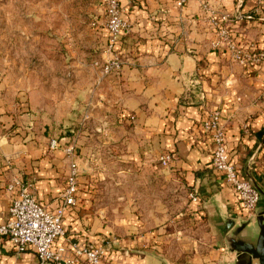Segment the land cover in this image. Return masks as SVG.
I'll return each instance as SVG.
<instances>
[{"label": "crops", "instance_id": "obj_1", "mask_svg": "<svg viewBox=\"0 0 264 264\" xmlns=\"http://www.w3.org/2000/svg\"><path fill=\"white\" fill-rule=\"evenodd\" d=\"M119 1L131 28L116 45L125 61L123 70L118 76L102 78L97 67L81 69L79 79L61 102L64 110L61 107L54 114L55 108L45 100L36 115L22 113L18 99L26 103L30 97L31 101L35 91L25 86L18 94L16 82H8L7 75L0 73V222L8 214L10 192L6 184L14 177L31 180L37 199L51 209L57 206L67 176L66 160L61 149H49L52 135L35 130L38 118L41 116L50 130L57 123H67L73 107L83 112L93 89L91 120L98 138L106 134L110 141L124 133L126 123L133 124L143 137L158 143V158L165 152L175 154V170L184 176L189 190L197 192L199 201L191 203L197 210L185 226L194 230V235L183 236L185 251L208 255L199 256L201 264L230 260L233 255L227 254L216 238V225L222 221L215 224L212 218L245 216L224 178L212 167L213 142L201 122L211 111L219 112L231 160L241 175L246 159L257 150L251 170L264 187V62L239 66L212 48L214 34L203 19L198 0H187L183 7H178L176 0ZM241 2L233 34L264 48V0H218L217 6L235 16ZM91 25L100 43L94 55L102 60L108 57L106 31L98 20ZM81 200L88 202L84 194ZM85 207H74L63 216L67 247L72 242L94 247L111 240L104 264L145 261L123 255L121 252L131 249L135 241L115 237L110 227L104 228ZM0 264L39 262L33 249L17 254L12 242L0 236Z\"/></svg>", "mask_w": 264, "mask_h": 264}, {"label": "rangeland", "instance_id": "obj_2", "mask_svg": "<svg viewBox=\"0 0 264 264\" xmlns=\"http://www.w3.org/2000/svg\"><path fill=\"white\" fill-rule=\"evenodd\" d=\"M103 12L102 0H0V73L7 75L8 82H16L18 94L25 86L35 91L26 103L17 98L22 113L36 115L46 100L57 114L64 96L79 79V71L97 67L93 62L98 59L94 54L100 43L91 22H101ZM93 91L83 112L72 108L67 123H57L50 130L39 116L35 128L52 135V139L64 138L58 149L64 153L66 173L71 157L64 148L75 146L74 159H78L81 171L79 200L74 207L81 210L86 206L85 210L96 215L104 228L109 226L115 237L135 241L131 249L121 252L131 260L145 259L142 264H201L199 256L208 255L187 253L182 247L183 236L194 235V230L185 228L197 210L189 197L193 189L189 190L173 163L157 165L158 143L143 137L133 124L126 123L124 133L110 141L106 134L98 138L91 120ZM82 194L87 204L82 202Z\"/></svg>", "mask_w": 264, "mask_h": 264}, {"label": "built area", "instance_id": "obj_3", "mask_svg": "<svg viewBox=\"0 0 264 264\" xmlns=\"http://www.w3.org/2000/svg\"><path fill=\"white\" fill-rule=\"evenodd\" d=\"M104 4L103 20L100 22L106 31V51L108 57L102 60L95 59L103 77L118 76L123 70L125 61L116 50V45L122 36L131 31L129 22L123 17V9L119 0H102ZM187 0H176L178 7H183ZM203 19L214 34L210 45L220 50L234 63L246 67L261 65L264 62V48L258 47L255 42L241 40L233 34L232 24L235 20L233 13L219 9L218 0H198ZM95 25L97 23H94ZM184 35V32L181 33ZM201 127L210 134L213 149L211 164L234 191L243 215L249 217L255 213L259 202L258 190L236 169L231 160L228 148L225 126L217 110L201 122ZM61 138L60 140H62ZM60 147V141L51 139L49 148ZM74 144L64 148L71 157L65 185L58 194V204L55 208L43 205L36 197L33 182L22 177H14L6 184L10 192L8 214L0 222V236L7 237L15 247L17 254L33 249L39 264H103L111 240L102 244L87 247L72 242L67 247L65 230L62 219L65 213L78 204L79 170L74 159ZM175 154L165 152L158 161L166 166L172 163ZM192 202H198L197 192L189 193ZM56 241H61L55 245Z\"/></svg>", "mask_w": 264, "mask_h": 264}, {"label": "water", "instance_id": "obj_4", "mask_svg": "<svg viewBox=\"0 0 264 264\" xmlns=\"http://www.w3.org/2000/svg\"><path fill=\"white\" fill-rule=\"evenodd\" d=\"M241 6L242 2L237 7L235 16L240 14ZM256 151L246 159L242 175L258 190V206L249 217L224 215L222 219L215 216L212 218L215 224L222 221L216 225V238L224 245L225 252L233 255L232 259H225L217 264H264V187L255 180L251 170ZM76 163L81 171L78 159Z\"/></svg>", "mask_w": 264, "mask_h": 264}]
</instances>
